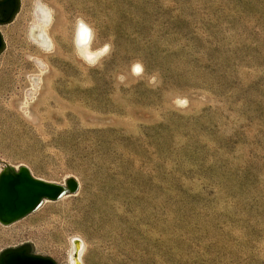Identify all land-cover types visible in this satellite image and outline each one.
<instances>
[{"label":"rangeland","instance_id":"rangeland-1","mask_svg":"<svg viewBox=\"0 0 264 264\" xmlns=\"http://www.w3.org/2000/svg\"><path fill=\"white\" fill-rule=\"evenodd\" d=\"M78 16L113 44L102 68L74 54ZM1 30L0 173L79 186L0 222V254L70 264L77 239L85 264H264V0H21Z\"/></svg>","mask_w":264,"mask_h":264},{"label":"water","instance_id":"water-1","mask_svg":"<svg viewBox=\"0 0 264 264\" xmlns=\"http://www.w3.org/2000/svg\"><path fill=\"white\" fill-rule=\"evenodd\" d=\"M20 4L21 0H18L17 11ZM5 46L4 42L2 50ZM78 186L79 184L74 178H69L63 185L35 177L25 165L16 169L7 164L0 173V222L5 225L16 222L38 209L45 199L57 200L67 192H75ZM22 246H27L32 253L8 252L3 257V263L58 264L50 256L33 253L35 247L32 242L5 248L0 255L10 249H18Z\"/></svg>","mask_w":264,"mask_h":264},{"label":"clouds","instance_id":"clouds-1","mask_svg":"<svg viewBox=\"0 0 264 264\" xmlns=\"http://www.w3.org/2000/svg\"><path fill=\"white\" fill-rule=\"evenodd\" d=\"M97 40L96 30L82 16H78L74 23V33L72 45L74 54L89 69L103 67V61L110 56L113 51V44L105 42L101 46H95ZM144 73V65L141 61H133L130 68V74L133 78L139 79ZM118 84H125L127 76L118 74L115 77ZM155 77H152L148 83H154Z\"/></svg>","mask_w":264,"mask_h":264},{"label":"bare ground","instance_id":"bare-ground-1","mask_svg":"<svg viewBox=\"0 0 264 264\" xmlns=\"http://www.w3.org/2000/svg\"><path fill=\"white\" fill-rule=\"evenodd\" d=\"M34 7L35 8H34L33 13H34L35 21L33 22V24H31V26L29 28V37L40 48L47 50L52 45V39H51V36L49 35L48 30H47L48 24L53 18L52 13L46 4H43L41 2H37ZM37 59H38L37 62L39 64V66H43V62L41 61V59H39V58H37ZM31 79H32L31 81H32L33 85L36 86L37 85V76L31 75ZM40 179H42V178H40ZM43 180H45V179H43ZM49 182H52V181H49ZM45 200H49V199H45ZM71 243H72V251H71V254L69 257V263L70 264H85L83 261V252L85 249L84 241L77 240V239H71Z\"/></svg>","mask_w":264,"mask_h":264},{"label":"flooded vegetation","instance_id":"flooded-vegetation-1","mask_svg":"<svg viewBox=\"0 0 264 264\" xmlns=\"http://www.w3.org/2000/svg\"><path fill=\"white\" fill-rule=\"evenodd\" d=\"M18 9V0H0V51L4 46V37L1 27L6 26L15 16ZM11 251L32 253L27 246H22L18 249H10L0 255V264L3 261V257L6 253Z\"/></svg>","mask_w":264,"mask_h":264},{"label":"trees","instance_id":"trees-1","mask_svg":"<svg viewBox=\"0 0 264 264\" xmlns=\"http://www.w3.org/2000/svg\"><path fill=\"white\" fill-rule=\"evenodd\" d=\"M1 264H4L3 261H1Z\"/></svg>","mask_w":264,"mask_h":264}]
</instances>
